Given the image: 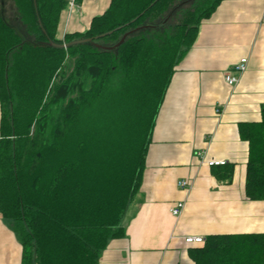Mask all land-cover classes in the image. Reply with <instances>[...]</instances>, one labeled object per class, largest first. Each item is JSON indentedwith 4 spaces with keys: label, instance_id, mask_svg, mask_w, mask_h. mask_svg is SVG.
<instances>
[{
    "label": "trees",
    "instance_id": "1",
    "mask_svg": "<svg viewBox=\"0 0 264 264\" xmlns=\"http://www.w3.org/2000/svg\"><path fill=\"white\" fill-rule=\"evenodd\" d=\"M222 1L112 0L88 31L63 40L67 0H13L20 22L0 13V214L22 264H99L124 236L175 68ZM261 116L239 126L252 201H264V104ZM190 255L196 264H264V234L210 236Z\"/></svg>",
    "mask_w": 264,
    "mask_h": 264
},
{
    "label": "crops",
    "instance_id": "2",
    "mask_svg": "<svg viewBox=\"0 0 264 264\" xmlns=\"http://www.w3.org/2000/svg\"><path fill=\"white\" fill-rule=\"evenodd\" d=\"M57 33H85L112 0H67ZM8 22H20L13 0H0ZM236 86L225 74L242 59ZM264 104V0H223L200 26L175 68L159 109L139 189L99 264H196L189 237L264 234V201L246 196L249 144L242 123L261 121ZM1 128V104H0ZM1 134V132H0ZM199 154H202L200 156ZM224 162L209 166L208 162ZM233 169L232 178H224ZM190 185L183 189L179 182ZM178 202L185 207L175 217ZM23 247L0 214V264H22Z\"/></svg>",
    "mask_w": 264,
    "mask_h": 264
},
{
    "label": "built area",
    "instance_id": "3",
    "mask_svg": "<svg viewBox=\"0 0 264 264\" xmlns=\"http://www.w3.org/2000/svg\"><path fill=\"white\" fill-rule=\"evenodd\" d=\"M248 68V59L247 58H242L234 67L232 70L228 71L225 74V82L230 86H236L241 78V76L247 71ZM202 156V154H199ZM224 162H217V161H210L208 162V165L213 167V166H219V165H224ZM179 187L180 188H187L189 187V183L186 180H182L179 182ZM185 207L184 202H178L175 207L172 209V214L175 217H178L181 215L183 209ZM186 243L188 244H198L202 245L205 243V239L201 237H189L186 239Z\"/></svg>",
    "mask_w": 264,
    "mask_h": 264
},
{
    "label": "water",
    "instance_id": "4",
    "mask_svg": "<svg viewBox=\"0 0 264 264\" xmlns=\"http://www.w3.org/2000/svg\"><path fill=\"white\" fill-rule=\"evenodd\" d=\"M35 2H36V0H35ZM110 34H112V32H110L108 34H104L102 36H99L98 38H102V37H105V36L110 35ZM125 38H126V36L122 39V41L119 43V45L124 41ZM92 41H93L92 39H86V40H78V41H75V42H72V43H69V44H61V45H59V44H56L54 42H51V44L53 46L60 47V48H68V47H70L72 45H77V44H81V43H85V42H92Z\"/></svg>",
    "mask_w": 264,
    "mask_h": 264
},
{
    "label": "rangeland",
    "instance_id": "5",
    "mask_svg": "<svg viewBox=\"0 0 264 264\" xmlns=\"http://www.w3.org/2000/svg\"><path fill=\"white\" fill-rule=\"evenodd\" d=\"M192 3H193V1H190V4H189L188 6H184L183 9H184V8H187V7H190V6L192 5ZM15 9H16V8H15ZM15 16H17V17L19 18V14H18L17 10H16V13L11 14V16H10L11 20H14V17H15ZM171 16H172V15H171ZM171 16L168 17V19H171L170 22H174V21L176 20V17H175L176 15H175V16H172V17H171ZM19 21H20V20H19ZM167 21H168V20H167ZM159 22H162V20H160ZM153 27H154V26H153ZM155 28L157 29L158 27H154V29H155ZM22 30L25 31L24 28H23Z\"/></svg>",
    "mask_w": 264,
    "mask_h": 264
}]
</instances>
